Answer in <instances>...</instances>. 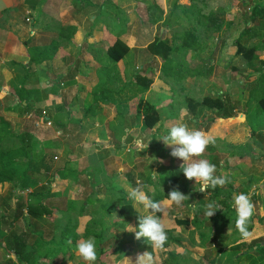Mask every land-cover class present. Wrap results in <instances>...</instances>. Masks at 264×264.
<instances>
[{
  "label": "rangeland",
  "instance_id": "374dc122",
  "mask_svg": "<svg viewBox=\"0 0 264 264\" xmlns=\"http://www.w3.org/2000/svg\"><path fill=\"white\" fill-rule=\"evenodd\" d=\"M245 20L250 32L241 44L264 43V0H59L58 7L41 12L36 25L42 32L31 37L38 38L34 43L39 41V48L56 40L58 57L35 66L43 72L40 77H29L31 111L0 102V129L5 128L1 120L11 128L3 134L0 151L23 164L25 147L30 146L36 153L31 165L42 162L27 173L26 190L19 191L17 179L0 183V215L12 214L16 196L34 201L47 191L51 195L46 202L56 208L48 219L32 222L26 217L12 225L18 232L36 231L46 242L35 249L43 255L30 256L31 264H86L76 246L89 238L95 240L98 264L100 246L113 247V235L134 236L125 229L137 225L138 219L123 220L120 206L130 203L138 215L148 214L127 198L138 184L165 209L158 213L167 230L165 247L148 248L155 263L172 256L180 261L177 246L190 238L210 246L213 221L205 215L209 202L222 198L221 209L236 217L233 188L250 196L251 185L264 178V113L257 103L264 91V61L259 60L264 56L256 53L248 60L235 53ZM64 25L76 28L69 45L59 35ZM157 38L170 47L165 58L148 47ZM116 40L125 42L128 50L114 62L106 48ZM146 103L158 114L153 126L145 124ZM179 123L214 137L215 143L195 159L215 164V175H227L229 183L202 193L194 180L185 178L175 187L160 182L171 163H182L159 140ZM138 141H148V148L137 151ZM247 170L251 179L245 184L241 172ZM173 188L188 195L182 206L164 197ZM64 226L76 228L77 237L71 236L73 231L62 236ZM10 228H0V263L23 264L12 252L13 240H7ZM86 230H104L102 241L85 236ZM136 243L145 248L143 241ZM144 252L129 244L111 261L135 264ZM103 258L110 262L108 256ZM182 261L200 264V259Z\"/></svg>",
  "mask_w": 264,
  "mask_h": 264
},
{
  "label": "crops",
  "instance_id": "0c3cea01",
  "mask_svg": "<svg viewBox=\"0 0 264 264\" xmlns=\"http://www.w3.org/2000/svg\"><path fill=\"white\" fill-rule=\"evenodd\" d=\"M58 2L59 0H0V94L4 99V101H0L2 104L13 107L21 99L24 100L23 103L28 101L27 93L31 92L29 77L38 78L43 73L41 70L37 71L35 66L45 62H54L57 59L58 44L53 58L28 67L29 56L26 42L31 40L35 45L40 44L39 41L34 43L35 39H38L37 37H31L32 34L42 32V28L36 23L41 18V12L45 11L47 7L51 9L58 7ZM26 20L29 23H25ZM52 41L57 43L56 40H50V42ZM70 41L67 43L68 45ZM250 43L249 46L255 48L254 56L256 53L261 57L264 56V43L256 42V40L253 42L250 40ZM259 60L264 61L262 58ZM17 76L21 77L18 79ZM58 77L61 80L63 75L59 74ZM49 80L46 79L45 83L52 82ZM241 174L243 178L247 179V182L244 183H249L250 171L247 170ZM251 188L254 190L250 197L257 208L248 224L249 234L242 236L235 227L236 217L231 218L229 214H225L226 210L217 209L212 216L213 223H211V233H209L210 246L207 247L202 242L194 241L191 238L189 243L180 242L177 249L182 252V259L196 262L200 259V264H264V251L258 253L259 247L264 245V178L253 183ZM233 189L236 191L235 194L242 192L239 188ZM256 191H259V194H256ZM218 201L222 202L223 199L219 198ZM218 201L215 203L217 204ZM218 205L220 208L222 207L221 203ZM199 233L201 232L196 233L197 236ZM239 242L246 245L234 248L233 246ZM182 259L181 263L184 264Z\"/></svg>",
  "mask_w": 264,
  "mask_h": 264
},
{
  "label": "trees",
  "instance_id": "16d2710c",
  "mask_svg": "<svg viewBox=\"0 0 264 264\" xmlns=\"http://www.w3.org/2000/svg\"><path fill=\"white\" fill-rule=\"evenodd\" d=\"M247 22L248 20L243 21V28L240 31V36H239V40L237 43V49L236 52L237 54H241L244 58L246 59H250L253 56V52L255 51V48L253 46H248V47H244L241 44V40L240 39H244L245 35L248 34L250 32V28L247 27ZM76 28L74 25H65L62 26L60 28L59 31V35L65 39L64 41H66L67 43L70 41L71 36L75 33ZM250 38V37H249ZM27 53L29 56V61H28V67H30L31 65H35L37 63H42L43 61L47 60V59H51L53 58V55L55 54V49L57 47L58 43H55L54 41L50 42V43H44V47L39 48L37 45L33 44L31 40H27ZM66 44V43H65ZM150 51L156 55L162 56V57H166L170 49V47L161 39V38H157L155 40H153L149 45H148ZM128 47L125 44V42H123L122 40H116L114 41L110 46H108L106 48V52H107V56L113 60L114 62H117L121 59V57L124 56L125 53H127ZM23 99H21L18 104L15 105H20L21 107H23L26 111H31V108L28 105V102L25 101V103H23ZM258 103V107L259 109L264 113V91L263 94H261V96L258 97L257 100ZM140 104H143V102H140ZM147 104V103H146ZM145 114L143 115L145 118V124L149 125V126H153L157 121H158V114L155 110V108L149 104H147L145 106ZM1 123L5 126L4 130L0 129V141L2 140L3 134H9L11 133V128L9 126V124L5 123L4 120H1ZM5 134V135H6ZM25 151H26V162L23 164L20 163H15L13 160L12 161V156H10V154H8V152H4V151H0V183L4 182V181H13V179H17L18 183H17V187L19 189V191H24L26 190V179H27V173L31 171L32 168L36 167V169H39L40 167H42V162H39L38 164H36L35 166H32L31 163L35 162L34 161V156H35V150L33 148H31L30 146H26L25 147ZM181 164L182 163H171V165H169L168 169H167V176H165L164 178H161V183H165L167 184L169 187H175L177 184H179V182L183 179H185L183 172L181 170ZM73 172V171H72ZM55 176V175H54ZM54 176H52L51 180L54 179ZM171 190V189H170ZM169 189L164 193V197L168 198V193L170 191ZM32 192V191H31ZM51 193L49 191L46 192L44 198L42 199H37L34 201H24L22 200L21 196L18 195L16 196V203L15 206L12 210V214H2L0 215V228L2 226H7V227H11L10 229H12V233L7 237V240H13V245H12V252L15 255V257L18 259V261H20V263H30L34 262L32 261V259L30 258V256L32 257L37 255V256H41L43 254H40L39 252H36L35 249L36 248H42L45 245V241L43 240L42 237H40L38 235V233L36 231H22L20 230L19 232L15 229L13 223L19 219H23V218H28L32 221L35 222L36 220H43V219H48V215L52 212L53 209H56L55 207H53V205H49L46 202V196H50ZM66 197V196H65ZM84 204L87 203V199L83 201ZM83 203H81L80 207L82 208V206L84 205ZM119 213L122 215L123 220L125 221H130L133 218H136L138 213L136 210H134L131 206L130 203H124L123 205L120 206L119 208ZM177 225H188V221L187 220H175ZM30 223V222H29ZM29 225V224H28ZM75 226H77L75 224ZM76 229V228H75ZM75 229H71L69 226H64V230H62L63 232L61 233L62 236L66 235L67 233H69L70 231H73L71 236H75L77 237L78 232ZM104 231V230H103ZM103 231H94L91 233H88L89 231L86 230L85 232V236L90 235L93 237H97L98 239H101ZM105 235V234H104ZM111 244H113L112 246L107 245L106 247H101L100 246V250L98 251V264H114V260L115 258L120 255L124 249H126L127 245L131 244L132 246H135L136 249L140 250V251H148L150 245L146 242V240L144 238H141L139 240H137L134 236H129L128 239L125 238H119L115 235H113ZM172 239L178 243L179 240H177L176 238ZM50 242L53 241V238H51L49 240ZM102 241V239L100 240ZM138 241H143V246L145 248H143L141 245H138L136 242ZM246 245L245 243H237L235 244V246H233L234 248H241L242 246ZM264 251V245L260 246L258 249V253L260 254L261 252ZM39 254V255H38ZM103 256L105 257H109V261L107 262L106 260H104ZM114 257V258H113ZM111 258L114 259L113 261H111ZM1 264V263H0ZM31 264V263H30ZM155 264H181V260H175L172 257H166V258H162L160 260V263H155Z\"/></svg>",
  "mask_w": 264,
  "mask_h": 264
},
{
  "label": "clouds",
  "instance_id": "9594fccd",
  "mask_svg": "<svg viewBox=\"0 0 264 264\" xmlns=\"http://www.w3.org/2000/svg\"><path fill=\"white\" fill-rule=\"evenodd\" d=\"M151 140V139H150ZM148 140V141H150ZM165 146L171 148L170 155L182 160L181 170L188 180H194L199 183V191L204 193L210 187H223L230 182L227 175L217 176L216 165L207 159H195L202 157L206 148L215 143L214 137L208 135L205 131L199 129H189L187 124L179 123L171 126L166 135L159 138ZM148 141L137 142V151L141 152L148 148ZM163 163V161H159ZM127 198L135 206H142L147 210L146 215H137L138 224H128L126 231L133 232L137 240L144 238L150 247L154 250H163L167 242V230L162 223L160 215L164 212V207L159 201H156L148 194L143 184H138L127 192ZM170 203L182 206L189 197L176 188L168 193ZM234 207L236 211L235 227L242 236H247L248 224L254 215L255 205L249 195L239 193L234 197ZM220 208L215 202H209L205 205V215L209 218ZM79 257L86 264H95L97 259L96 243L94 238L81 240L77 244ZM128 264L130 261L126 259ZM135 264H155V257L152 252L146 251L136 257Z\"/></svg>",
  "mask_w": 264,
  "mask_h": 264
},
{
  "label": "built area",
  "instance_id": "2783aa9c",
  "mask_svg": "<svg viewBox=\"0 0 264 264\" xmlns=\"http://www.w3.org/2000/svg\"><path fill=\"white\" fill-rule=\"evenodd\" d=\"M48 124H50V122H48Z\"/></svg>",
  "mask_w": 264,
  "mask_h": 264
}]
</instances>
